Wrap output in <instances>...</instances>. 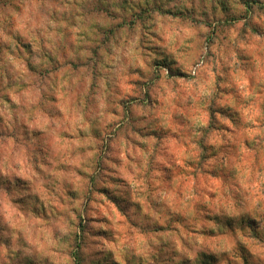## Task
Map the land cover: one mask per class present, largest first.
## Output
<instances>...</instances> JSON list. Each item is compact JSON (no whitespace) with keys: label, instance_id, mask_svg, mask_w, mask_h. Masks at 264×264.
<instances>
[{"label":"rangeland","instance_id":"1","mask_svg":"<svg viewBox=\"0 0 264 264\" xmlns=\"http://www.w3.org/2000/svg\"><path fill=\"white\" fill-rule=\"evenodd\" d=\"M0 264H264V0H0Z\"/></svg>","mask_w":264,"mask_h":264}]
</instances>
